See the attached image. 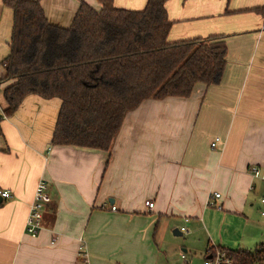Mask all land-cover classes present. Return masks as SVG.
Instances as JSON below:
<instances>
[{
  "label": "crops",
  "instance_id": "1",
  "mask_svg": "<svg viewBox=\"0 0 264 264\" xmlns=\"http://www.w3.org/2000/svg\"><path fill=\"white\" fill-rule=\"evenodd\" d=\"M38 1L47 22L62 28L81 1L99 8L97 0ZM145 3L113 0L131 10ZM165 8L169 42L224 37L222 79L195 84L186 98L143 101L126 113L107 152L51 145L57 98L27 95L4 117L10 82L0 83V191L12 195L0 197V264H82L80 244L89 264H172L264 243V181L248 172L264 166V0H168ZM11 22L0 0V62ZM40 179L51 201L32 237L25 220ZM214 192L220 211L208 206ZM181 227L192 243L171 239Z\"/></svg>",
  "mask_w": 264,
  "mask_h": 264
},
{
  "label": "trees",
  "instance_id": "2",
  "mask_svg": "<svg viewBox=\"0 0 264 264\" xmlns=\"http://www.w3.org/2000/svg\"><path fill=\"white\" fill-rule=\"evenodd\" d=\"M167 1L146 0L140 10L117 8L113 0H97L98 9L81 1L62 28L47 22L38 0H2L12 13L9 51L0 62V83L10 82L3 116L27 95L57 98L51 145L107 152L126 113L143 101L186 98L197 83L218 84L224 37L169 42ZM218 250L231 264H264V243Z\"/></svg>",
  "mask_w": 264,
  "mask_h": 264
},
{
  "label": "built area",
  "instance_id": "3",
  "mask_svg": "<svg viewBox=\"0 0 264 264\" xmlns=\"http://www.w3.org/2000/svg\"><path fill=\"white\" fill-rule=\"evenodd\" d=\"M264 19V14H263ZM219 139L215 138L210 146L211 148H214L216 144L218 143ZM248 172L251 174V176L254 179L262 180L264 181V166H250L248 169ZM11 193L9 191H0V197L4 199H10ZM220 198L219 193H212L210 196V199L208 200V206L215 209V210H222V206L217 202V200ZM51 201V198L47 191V185L44 180L40 179L36 183L34 195L31 203L29 204L28 208V214L25 220V233L35 237L38 235L40 230L42 229L41 221L44 213V209L46 204H48ZM260 203L264 205V195L260 198ZM145 205L148 207V209L153 208V203L150 201H146ZM104 206H108L107 204H104ZM110 210H115V206L111 205ZM260 214L264 216V210L260 211ZM180 232L182 234H186L187 231L184 227L180 228ZM79 257L81 259L82 264H89L88 260V254L86 251H84L83 246L79 245ZM183 257V256H182ZM203 264H231V262L225 258L224 254L221 253L218 249H215L213 253H210L208 257L204 258Z\"/></svg>",
  "mask_w": 264,
  "mask_h": 264
},
{
  "label": "rangeland",
  "instance_id": "4",
  "mask_svg": "<svg viewBox=\"0 0 264 264\" xmlns=\"http://www.w3.org/2000/svg\"><path fill=\"white\" fill-rule=\"evenodd\" d=\"M170 237L173 240L178 241V243L185 242L186 240L189 241V243H192L193 239L192 236L189 234H182L181 236H175L173 233L170 232ZM195 243H197L196 237L194 239ZM183 244V243H182ZM183 247L185 246L182 245ZM180 252V249L178 250V253ZM186 261L181 260L179 257H177L174 263L172 264H203L204 257L202 255H193L192 253L186 255Z\"/></svg>",
  "mask_w": 264,
  "mask_h": 264
},
{
  "label": "water",
  "instance_id": "5",
  "mask_svg": "<svg viewBox=\"0 0 264 264\" xmlns=\"http://www.w3.org/2000/svg\"><path fill=\"white\" fill-rule=\"evenodd\" d=\"M174 235H178V232L176 230L173 231Z\"/></svg>",
  "mask_w": 264,
  "mask_h": 264
}]
</instances>
